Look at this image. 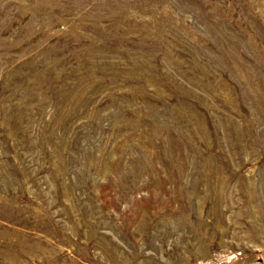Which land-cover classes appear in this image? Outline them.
<instances>
[{
	"label": "rangeland",
	"instance_id": "1",
	"mask_svg": "<svg viewBox=\"0 0 264 264\" xmlns=\"http://www.w3.org/2000/svg\"><path fill=\"white\" fill-rule=\"evenodd\" d=\"M0 264H264V0H0Z\"/></svg>",
	"mask_w": 264,
	"mask_h": 264
}]
</instances>
